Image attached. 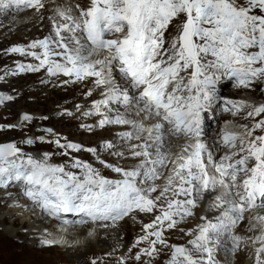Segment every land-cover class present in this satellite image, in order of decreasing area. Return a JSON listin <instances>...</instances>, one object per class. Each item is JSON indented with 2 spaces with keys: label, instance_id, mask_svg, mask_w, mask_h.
I'll list each match as a JSON object with an SVG mask.
<instances>
[{
  "label": "snow or ice",
  "instance_id": "6c2138e0",
  "mask_svg": "<svg viewBox=\"0 0 264 264\" xmlns=\"http://www.w3.org/2000/svg\"><path fill=\"white\" fill-rule=\"evenodd\" d=\"M9 7L31 9L41 22L47 11L43 0H0V9ZM47 19L49 35L3 49L33 62H14L0 81L41 70L47 77L42 83L91 79L84 96L95 89L100 98L86 110L74 108L82 117L99 119L80 127L124 130L95 147L69 141L52 128L35 138L25 135L24 144L54 145L67 157L60 164L50 162L55 152L34 157L15 142L0 144V188L22 185L33 208L61 222L63 231L88 229L85 238L95 235L89 224L109 229L127 217L147 216L142 234L115 264H151L161 249L170 250L166 264H216L215 246L227 242L234 253L247 241L259 245L255 264H264V215L248 218L249 231L258 235L245 238L234 231L245 213L264 211V103L222 98L219 92L221 82L229 80L248 91L260 86L264 98V0H90L87 7L57 5ZM13 99L0 95V103ZM219 105L245 123L225 121L209 135ZM34 119L21 116L22 124ZM173 140L183 142L175 153ZM81 152L90 153L100 167L73 155ZM104 153L134 162H110ZM205 197L216 215H201L195 230H186L182 225ZM174 230L191 237L188 246L168 242L166 233ZM66 243L62 237L41 240L48 247ZM117 251L106 256L111 259ZM89 264L101 262L93 258Z\"/></svg>",
  "mask_w": 264,
  "mask_h": 264
},
{
  "label": "rangeland",
  "instance_id": "374dc122",
  "mask_svg": "<svg viewBox=\"0 0 264 264\" xmlns=\"http://www.w3.org/2000/svg\"><path fill=\"white\" fill-rule=\"evenodd\" d=\"M58 2L59 0H56V3ZM48 3L49 2H46L45 4L47 11H44L43 13L44 18L42 22L36 18L37 14L31 9H27L26 13L6 15L5 18L3 17V19L0 20V22L3 24V29H1L2 33L0 35V53L3 54L4 59L6 58L4 57L3 49L6 44L10 46L22 40H27L28 43L33 39L42 38L44 36L49 35L51 30V24L47 17L49 14H51V10L49 9L50 7H52L53 4L50 2V5H47ZM82 4L85 7L88 6V4ZM62 6L69 5L62 4ZM35 23L41 25L42 31L36 34L27 33V31L33 28ZM8 25L12 26L11 29H16V31H13V34L16 35L11 39H9L10 27ZM6 60L7 62L3 65V67L5 70H8L11 66H13L15 61L8 59ZM38 77L39 83L33 86L31 82L24 85L25 80L20 73L15 76H9L6 78V80L0 81V95L14 96V99L12 101H5L3 103H0L4 107L2 109V114L0 115V121H8L10 124L18 125L22 123L21 116L24 113H29L35 118L33 121L20 126V128L17 127L13 129H7L8 131L3 133L0 129V144L15 142L17 146L23 150V152L30 153L34 157H39L41 153L45 152L38 151V146L42 143L36 142L33 145H27L22 143V140L24 139L25 135L30 138H35L37 136L43 135V128H52L54 133H58L60 137H67L69 141H78L82 143L85 147L86 145H91L95 147L103 140L114 138L115 135H111L109 131L104 134H100L97 132V128L94 131L89 132L80 127L81 123L94 124V119L97 116H90L85 118L82 117L79 112H76L75 109H73L71 111L74 112V115L69 117L62 114L65 110L62 107H58L53 113H50L49 111L50 107H55V104L57 103L54 99L55 96L58 99H63L65 97L58 93H55L54 95V92L65 90L70 95L84 93L91 86V79L85 80L84 82L78 84L69 83L68 85H59V79H64L63 77H60L59 79L51 78L50 83H42L43 80L47 79L45 72H42L39 76H37V78ZM26 78L31 79L33 82L37 79L35 77ZM75 85H80V87L75 88ZM7 87H10V90ZM69 87L73 88L69 89ZM230 87H233V84H231ZM94 97L100 98L99 90L94 89L90 99ZM84 99L85 101L90 100L88 97L86 98L85 96ZM77 104L81 105L82 108L85 110L91 105V103L83 104L80 102ZM222 107L223 105H219L216 108V112L218 113V115L210 123V132H213V130H218L224 124L225 121H231L234 124H238L232 118H226V114L221 110ZM41 116H48V119L44 120L47 126L39 122ZM57 117H61L63 119L71 118L75 120L77 122V125L75 126L74 131L70 132L71 134H66L68 128L62 125L60 122L57 123ZM182 143V141L173 140L171 143V151L173 153L178 152V145H182ZM49 146L55 147L51 144H49ZM103 155L104 158H107V160H109L110 162H114L113 159H111V157L108 156L107 153H104ZM55 158L58 159L56 155H54L50 162L57 163L55 161ZM59 160L66 162L67 158L62 157ZM83 160H86L89 163L95 162L94 167H96V160ZM133 162L134 161L132 160H126L127 165H130ZM102 170H105L106 175H109L111 177L116 176L115 173H112L108 169L103 168ZM16 188L19 189H16L14 194H17V196L20 195V197L24 196L22 194L23 186L17 184ZM17 190H21L22 192H19ZM6 202L7 194L4 192L3 195H0V210L6 212V215L8 217H6L7 219H0V264H89L90 260H92L93 258H97L98 261L101 262V264H115L116 258L121 253L126 252V250L134 243L136 237L142 234V223L147 222L148 220L147 216L141 215L136 216L135 218L130 216L121 221L123 223L121 224L122 226L119 225L118 227H115V230H112L113 228H109L110 230H112V234L110 235L105 234L104 231L106 229H101L96 232V234L94 235L95 237L92 240L85 239L81 243L79 242L80 244L78 245L74 244L73 242L71 244L67 242L66 244L54 245L53 248H47L41 244L42 239H39L38 235H33V231H37L43 234L45 233L47 234L45 235V238L53 239H55V237L51 235H55V233H48L44 229L40 231L36 230L37 227L31 224V222L34 223V221H36L32 219L34 214L33 216H31V213L20 214V216L18 217L13 211H9L6 206ZM202 206V209L200 207V209L196 210L195 216L190 217L185 221L188 224V228H192L193 230H195L196 225L201 223V221L199 220V217L201 215H207L209 218H212L214 215H216V213L213 211H205L207 209V202L205 201V199L203 201ZM256 215H264V211L261 212L260 210H250V212H248V216L245 217V219L248 220L249 216ZM22 224H27L29 225V227L27 225L22 226ZM30 227H32V229ZM57 228H59V226L55 227L54 230H57ZM70 228L75 229L74 235L71 234L72 236H79L86 230V228H81L80 226H69L68 230ZM96 230L97 228H95V231ZM234 231L237 235H246L244 236L245 238L253 237L259 234V232H257L258 230H254L253 233L247 235L246 232H252L249 231V224L248 231L246 232L239 231L237 226ZM67 234H69V232ZM182 237V232H179L178 230L166 233V238L168 239V242L170 244H181L188 246L187 243L182 239ZM64 238L68 239L69 237L66 235V237ZM246 244L249 249L247 264H255V248L258 244L253 245L250 241H247L245 244H242V247H245ZM113 249H118V251L110 259L108 256H106V254L111 252ZM136 250V248H133V253ZM169 257L170 250L161 249L160 254L151 261V264H166ZM144 259L147 260L148 258L145 257ZM129 264H136V262L134 260H131L129 261ZM237 264H242V260L238 261Z\"/></svg>",
  "mask_w": 264,
  "mask_h": 264
},
{
  "label": "bare ground",
  "instance_id": "6f19581e",
  "mask_svg": "<svg viewBox=\"0 0 264 264\" xmlns=\"http://www.w3.org/2000/svg\"><path fill=\"white\" fill-rule=\"evenodd\" d=\"M54 1H55V5H54ZM43 2H44V4H46V2H49V3L51 2L53 4L52 7H50L49 10H52L55 6L62 5V4L63 5L68 4L69 6H71V5H74L76 3H79L82 7H85L82 3L88 4V5L90 4V0H59L60 4H59V2L56 3V0H43ZM49 3L47 5H50ZM26 12H27V10L20 11V10H17L16 8H13V7H9L8 9H0V20H2L3 17L5 18V16L9 15V14H14L15 15V14L26 13ZM8 19H10V18H8ZM31 25H33V24H31ZM8 26L10 27V29H9V39H11V38H13L16 35V34H13V31H16V29H11V27H12L11 25H8ZM1 29H3V24L0 22V35L2 33ZM41 31H42L41 25L35 23L33 28L31 30L27 31V33L36 34V33H40ZM20 43L27 44V40L19 41L16 44H20ZM7 47H9L8 44H6L4 46V49L7 48ZM4 57L6 59H8V60H13L15 62H23V63L33 62L31 57L20 56L19 54H11V55H5L4 54ZM6 59H4L3 58V54L0 53V74H3L6 71L4 69V67H3V65L7 62ZM13 67H14V64L10 68H13ZM42 72H44V71L41 70V72H39V73H20L21 76L24 77V80H25V82H24L25 84L24 85L28 84L29 82L32 83V86L38 84L39 83V77L37 78V76H39ZM26 77H28V78L35 77L37 79L34 80V82H33L31 79H27ZM231 84H233V83L231 81H229V80H224V81L221 82V85L219 87V92H220V95H221L222 98L234 99V100L248 99V100H254L257 103H264V98H262V94L260 92V86H257L254 91H248V90H245V89H242V88H238V87H234V86L230 87ZM78 87H80V85H75V88H78ZM7 88L10 90V87H7ZM72 88L73 87H69V89H72ZM55 93L61 94L62 96H65V97L63 99H58V98H56V96L54 97V99L56 100L57 103L55 104V107H50V109H49L50 113L55 112L58 107H62L64 109H68V110L71 111V110L75 109L74 105H77V103H79V102L83 103V104H87V103H91V101L93 99H99L97 97H94V98H91V99H90V97H88L90 100L89 101H85L84 93H78V94H75V95L74 94L70 95L65 90L54 92V95H55ZM3 108L4 107L0 104V115L2 114V111H3L2 109ZM224 113L227 116L226 118H232L238 124L245 123V120L243 119L242 116L237 115V116L234 117V116L231 115V113H227V112H224ZM42 117L43 116L40 117L39 122L41 124H43V125H46V122L41 119ZM57 118H58L57 119V123L60 122L62 125L66 126L68 128L66 134H71L70 132L74 131L75 126L77 125V122L75 120H73L71 118H67V119H63L61 117H57ZM98 119H99V117H96L94 119V123ZM52 122H53V120H52ZM8 124H10L8 121H0V129H1L2 133L8 131L7 130L8 128L6 127V125H8ZM22 125H24V124H22V123L18 124V127L20 128V126H22ZM121 129L122 128L117 127L115 125H109V126H106V127L102 128V129L101 128H97V132L100 133V134H104L107 131H109L111 133V135H115V133H117L119 131H123ZM218 130H213V132H210V126H209V128H208L209 135H215V133ZM43 135H46V134L43 133ZM73 142H78V141H73ZM209 143H210V141H209ZM86 147H94V146L86 145ZM38 151H49V152L54 151L56 153L55 154L56 157L58 158V159L55 158V161L57 162L55 164L65 163V161H60L59 160L62 157H64V156L60 155L59 150H57L55 147H50L49 144H47V143L40 144L38 146ZM25 153H27V152H25ZM28 154H30V153H28ZM34 154H36V153H34ZM73 155H78L80 158H83V159H91L92 161L95 160V158L90 153H87V152L74 153ZM64 158H67V157H64ZM105 159H107V158H105ZM111 159H113L114 162H118V163H120L122 165H127L126 161H116V158H114V157H111ZM91 164H93V166H94L95 162H93V163L91 162ZM96 167H100V166L98 164H96ZM102 169L103 168H101V172H102L103 175L108 176L109 178H115V176L111 177L109 175H106L105 174L106 173L105 170H102ZM16 187H17V184H12V185H9L7 187V189L0 188V195L1 194L3 195L4 192L7 194L6 206L9 209V211H13L16 214V216L19 217L20 214H30V213H31V216H33V214H34L32 219L36 220V221H34V223L31 222V224L34 225L35 227H37L36 230L40 231V230L44 229L48 233H50V232L55 233V235H51V236L55 237V239L59 240L62 237L65 241L69 242L70 244L73 242L74 244H77V245L80 244L85 239L86 240L87 239L92 240L95 237V236H92V237L85 238V235H86V232H87L88 229H86L79 236H72V235H74L75 229L74 228H70L68 230L69 234H67L68 233L67 231H63L62 230L64 226L62 225L61 222H57L56 220H54L52 218H49L46 215H42L38 208H33L32 207L31 202L29 200H27L26 197H24V196L20 197V195L17 196V194L15 195L14 194L15 190L19 189V188H16ZM17 191L22 192L21 190H17ZM10 197H12V198H10ZM204 199L208 203V198H204ZM202 208H203V206H201V209ZM198 209H200V208H198ZM205 211H208V209H206ZM2 212H3V210L2 211L0 210V219H3V218L7 219L6 217H8V216L6 215V212H3V213ZM260 214H262V213H260ZM250 215H251V213H250ZM247 216H248V213H245V217H247ZM121 224H123V223L120 222L119 225H121ZM25 225H27V224H22V226H25ZM27 226L29 227V225H27ZM58 226H59V228H57V230H54V228L58 227ZM94 227L96 228V226H94V225H91V224L88 225V228H92V230H95ZM182 227H184L187 230V228H188L187 222H185L182 225ZM237 227H238V230L241 231V232L248 231V220L244 219L243 221H241L237 225ZM30 228L32 229V227H30ZM98 230H101V229L97 228V230L95 231V234H96V232ZM112 230H115V229L113 228ZM112 230H110V229L107 230L106 229L104 232H105V234L110 235V234H112V232H111ZM257 232H259V231H257ZM246 233L248 235V234L253 233V231L252 232H246ZM33 235H38L39 239H44L45 235H47V234H45V233L43 234V233H39L37 231L36 232L33 231ZM66 235L69 237L68 239L64 238V237H66ZM182 236H183L182 239L186 243L191 238V237H188V236H184V233H182ZM241 236L244 237L246 235H244V236L241 235ZM76 241H79L80 243H76ZM70 246H72V245H70ZM45 247L53 248V246H50V247L45 246ZM228 247H229V245L227 244V242L222 243V244L214 247V249H213V258L216 261V264H227V263L228 264H237V262L240 261V260H242V264H247V262H248V254H249V249H248L247 244L245 245V247H242V245H241L234 253L233 252H229L228 251Z\"/></svg>",
  "mask_w": 264,
  "mask_h": 264
}]
</instances>
